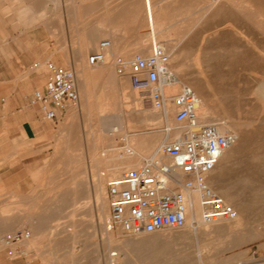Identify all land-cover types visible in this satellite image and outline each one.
I'll list each match as a JSON object with an SVG mask.
<instances>
[{
    "label": "rangeland",
    "instance_id": "374dc122",
    "mask_svg": "<svg viewBox=\"0 0 264 264\" xmlns=\"http://www.w3.org/2000/svg\"><path fill=\"white\" fill-rule=\"evenodd\" d=\"M140 1L142 0H0L2 41H18L21 47L24 45L45 51L44 57L38 58L31 69L27 67L23 70L21 79L35 70L41 81L27 85L24 83L20 90L22 99L18 102L10 99L8 86L0 83V97L7 95L5 100L0 98V117H7L9 121L4 122L5 119L0 118V131L17 132L13 140L5 134L2 135L3 138L0 136V166L11 160L16 164L12 170L4 172L3 176L0 171V235L4 239V243L0 244V264H109L107 258L110 249L113 252L119 249L120 253L126 247H149L151 251L148 253L153 259L166 253L172 254L175 246L174 250L177 252L173 253L176 256L182 253L191 255L189 264H264V108L258 99V87L261 88L264 81V58L254 49L255 46L263 49L264 40L224 7L209 20L202 22L190 38L182 43L183 52H177L181 55L175 54L174 58L171 57L173 59L170 58L169 67L172 72L182 75L187 82L185 86L197 89L200 94L204 93L206 104L214 108L218 115L240 127L239 139L227 151V160L221 163L224 165L223 171L219 178H214L218 186L229 191L231 204L241 213L242 226L237 233L221 239L209 238L206 250L203 248V237L194 229V235L186 240L190 247L184 250L185 242L182 245V241L175 242L173 237L187 229V226L158 233L127 235L118 226L108 229L107 217L104 222L101 221L97 212L94 182L105 177L102 173L108 175L114 168H122L124 164L121 162V155L127 152L120 145L125 134L109 133L102 117L108 113L117 115L121 112L126 115L128 110L134 108L153 111L148 98L140 95L142 91H137L140 102L135 106L126 94L121 98L116 90L112 106H92L84 100V103L71 105L72 114L69 115L68 111L59 122L38 121V107L32 105L30 99L36 89L45 88L49 76L48 63L54 61L66 67L71 66L68 59L71 56L75 58L80 41L91 28L97 26L100 18L107 13L118 18L120 11L124 16L125 10H129L130 6V14L136 15V5L142 6L143 1L145 2ZM26 9L33 16L45 13L49 16V21L36 22L31 26L23 25L18 12ZM137 15L139 17L122 21L120 26L111 29L114 33L119 32L116 36L122 44L115 57L131 58L135 54H152V51L145 55L131 50V46L148 29L143 7ZM141 19L145 20L142 22ZM225 20L229 22L225 23ZM140 21L142 28L139 27ZM157 37L158 41L164 39ZM107 38L108 36H102L96 44ZM123 49L125 53L120 51ZM91 52L92 50L88 51L84 56L85 71L92 67L87 62ZM48 55L53 56L45 59ZM42 59L47 62L39 70L36 67L41 66L38 63ZM108 62L106 65L115 66L112 55H109ZM182 87L172 89L174 91L171 90V95L178 93ZM102 108L106 112H99ZM175 115L176 107L167 118L168 123L163 119V128L168 124L177 128ZM28 117H34L40 123L37 124L39 131L50 132L51 139L45 144L42 137L29 141L25 138L24 121ZM154 125L152 122V126ZM173 138L175 137L172 136L170 140ZM30 159H33L32 163ZM121 168L122 174L128 170L125 166ZM107 187L104 197L107 196L108 199ZM110 213L109 204V217ZM197 216L196 213L191 220L198 221ZM18 221H22V224L11 226ZM192 225L198 227L196 224ZM3 227L7 229L4 230ZM15 231H30V239L36 241L27 244L8 243L5 238ZM165 233H172V238L165 237ZM243 235L246 237L243 238ZM157 237L160 243L166 245L161 251L151 249L154 248L152 244ZM209 255H214V259L211 260ZM176 262L173 260L172 263Z\"/></svg>",
    "mask_w": 264,
    "mask_h": 264
},
{
    "label": "built area",
    "instance_id": "2783aa9c",
    "mask_svg": "<svg viewBox=\"0 0 264 264\" xmlns=\"http://www.w3.org/2000/svg\"><path fill=\"white\" fill-rule=\"evenodd\" d=\"M111 43L103 40L92 51L88 61L93 66L107 62ZM119 75H130L134 85L148 98L151 105L164 110L168 96L165 84L174 78L169 70L170 55L160 44L152 54H136L129 61L121 56L113 58ZM46 86L36 89L32 101L47 120L59 118L69 106L78 104L80 91L75 69L54 61L48 63ZM176 121L183 133L165 142L161 152L145 164L126 170L108 183L111 209L109 227L118 226L124 234L158 233L167 229H182L194 216L196 203L205 223L222 218H236L238 211L208 182L223 153L235 143L236 136L224 135L214 124L201 121L196 91L185 86L174 95ZM167 131H172L166 127ZM192 224L198 225L194 219ZM31 236L30 231H16L5 238L8 243L20 244Z\"/></svg>",
    "mask_w": 264,
    "mask_h": 264
},
{
    "label": "bare ground",
    "instance_id": "6f19581e",
    "mask_svg": "<svg viewBox=\"0 0 264 264\" xmlns=\"http://www.w3.org/2000/svg\"><path fill=\"white\" fill-rule=\"evenodd\" d=\"M138 1L139 0H137V2ZM142 1H140V3ZM122 4H124V3H121V5ZM121 5H119V6H121ZM108 6L112 7V5H108ZM126 6H127V4H126ZM130 7H128L129 10H125V12L123 14L124 16L121 15L122 11L118 12L117 16H120L118 18L115 17L111 13H107V12H109V7H108L107 8L108 11L106 12L107 14L104 15L102 18H100V21L98 22L97 26L91 28V31L88 33V36H86V47L91 40L94 42V44L89 43L88 46H91L90 48L85 47V49L84 48L80 49V53L78 54L77 59H76L78 61L79 65L75 63L76 61H71V66H68L69 68L75 69V71L77 73L78 84H79V81L81 80V78L84 76V73H85L84 68H82L80 65V61L82 60V56L84 55V52L88 51L89 49L90 50H93V49L97 50L100 46L101 41L106 40V39L100 40L99 44H96V41L99 38H101L102 36H108L107 40L110 41L111 45L106 51L107 62L103 65L108 64L109 63L108 62L109 55L110 56L116 55V52L119 51L118 49H119L120 45H122L120 39H118L116 36L119 32L117 31L118 33L116 32L117 33L116 34V33H114V30H111V29H114V28H117L118 26H120L122 21H128V20H130V18H132V20H133L134 17H136V18L139 17V15H137V14L142 9V7H143L144 11H146L145 19L148 22L147 23L148 29L143 34H141V37L139 39H137V41L131 46V50L140 51L141 53H143L145 55H148V53H150L152 51V49L155 45L160 44L161 46H163L165 51L170 55V58L173 57L175 54H176L175 56H177V54H179V56H180L181 54L177 53V52H180V51L183 52L181 50L182 43H184V41H186L190 38L191 34L194 33L196 28L202 22L207 21L211 17H213L215 15V13L218 12L222 7H224V9H226V11H228L231 15H233L234 18H236L239 21H242L243 23L247 24V26L253 30V33H256L257 35L258 34L261 35V37L264 40V0H145V2L143 1L142 6L136 5V8H135L137 10L136 15L130 14ZM133 7H134V5H133ZM116 9H119V7ZM112 13H113V11H112ZM119 13H120V15H119ZM18 14L21 17V21H22L23 25H26V26L30 25V24L33 25V23H36V22L47 23V21H49V16L46 15L45 13H41L39 15L33 16L30 14L29 9H26L23 11L21 10L18 12ZM143 17H144V15H143ZM145 19H141V21L145 20ZM141 21L139 24L140 28H142ZM227 22H229V21H226L225 23H227ZM136 24H137V22H136ZM245 24H243V25H245ZM239 26L241 27V25H239ZM182 27H183V29H181ZM231 27L236 30V28L233 27L232 25H231ZM26 28H28V27H26ZM130 29L132 30L135 28H130ZM120 30L119 31L121 33L122 29H120ZM238 32H240V31H238ZM120 36H122V35H120ZM157 36L163 37L164 39L163 40L161 39V41L160 40L158 41ZM242 36H243V34H242ZM254 38H256V37H254ZM255 44H257V43H255ZM254 49L257 51L258 54H260L264 58V48L262 49V48L255 46ZM120 51L122 53H125L124 49L120 50ZM252 52H253V49H252ZM258 54H256V56ZM150 55L144 56V57H149ZM260 55H258V56L260 57ZM134 56H132L131 58H133ZM121 57H123V56H121ZM123 58L126 61H129L131 59V58H127V57L126 58L123 57ZM173 58H171V59H173ZM87 62L90 66H93L89 63L88 58H87ZM103 65H98V66H103ZM77 66H79V67H77ZM169 66H171V65H169ZM93 67H97V66H93ZM169 70H170V72L174 78L172 79V81L167 82L165 84V87H164V91L168 96V102L166 105V109H164V110L157 109L152 105H151V107L153 109H156L157 111L163 112V114L168 113L170 115L175 108V102H174V95L175 94L171 95V90L172 89L178 90L182 86L185 87V85H187V82L182 77L181 74L172 72L170 67H169ZM258 89H259L258 99L261 101L260 104L264 108V81L262 83V87L261 88L258 87ZM199 90H200V88H199ZM172 91H174V90H172ZM195 91H196V94L198 96L199 102L197 105V109H198L201 121L203 123L214 124L217 126L220 133H222L224 135L232 134V135L236 136V138L239 139V137H240L239 125H235L234 122L227 120L226 118L222 117L220 114H219L220 115L219 116L217 114L218 112L216 110H214V108H212L206 104L207 100L204 98L203 91L201 90L203 94H200L201 92L199 93L197 89ZM168 94L171 96H169ZM258 99H256V100H258ZM169 102H170V105H168ZM157 113L159 114L160 112H157ZM155 114H156V112H154V110H153L151 113L152 119H154ZM175 121H176V118H175ZM177 124H178V122H177ZM171 127H173V126H171ZM176 129L179 130V132H180L176 136V137H178L179 135H181L183 133V128H182V126H180L178 124ZM230 131H232V132H230ZM164 133H165V131H164ZM236 141H237V139H236ZM236 141H235V143H236ZM231 146L223 153L217 167L208 176L209 184L216 191H218L224 197V199L229 203H231L230 198H229V191L227 189H223L222 187L218 186L217 183L215 182L214 178H216V177L219 178L221 172L223 171L224 165L222 166V164L225 160H227L226 154H227V151L231 150ZM95 192L97 195L98 216L101 218V221H103L104 219L106 220V217H107L108 222H106L107 223L106 226L108 229H112L113 228L112 226L109 227V224L111 223V213H110V217H109V215H108V208H109L108 202L109 201L107 199V196L104 197V193H105L104 186H101V185L97 186L95 188ZM197 208H198L199 212L197 211ZM200 209L201 208H200L199 204L196 203L194 213L195 214L197 213V215H198L197 217H198L199 224H198V227H196L197 229L192 225V220H191L192 218L190 217L188 225H187L188 228L185 229L184 231L176 234L173 237L174 238L173 241H175V242L176 241H179V242L182 241V245L184 244V242L186 244V240H189L190 237L192 235H194V231L196 230V232L203 237V240L205 241L203 243V248L207 250L208 249L207 243H209V238L214 237L213 239H219V238L221 239V237L229 236L231 234L233 235V233H237L239 231V228L242 226V218H241L240 212H238V216L236 218H233V219L222 218V219H220L216 222H213V223H205V222H203V220L201 218ZM21 224H22V221H18V225H21ZM34 226L35 225H33V227ZM5 229H7V228H5ZM2 231L3 230H1V232ZM12 233H14V232H12ZM165 234H163V235H165V237L172 238V236H173L172 233H169V234L165 233ZM31 236H32V233H31ZM31 236L26 238L22 242H20V244H23V243L27 244V243H31V242L34 243L36 241V239H30ZM245 237L246 236H244L243 238H245ZM226 238H228V237H226ZM237 238H241V237L238 236ZM237 238H235V239L237 240ZM243 238H241V239L243 240ZM224 240H226V239H224ZM218 241H221V240H218ZM137 242H139V241H137ZM213 242H215V241H213ZM1 243H4V239L0 235V244ZM148 243L150 244V242H148ZM187 243H188V241H187ZM174 245H176V244H174ZM186 245H185V247L182 246V248L184 247V250L186 247L189 246V245H187V246ZM149 246H151V245H149ZM152 246H154V248L152 247L151 249L154 250L156 248V249H159L160 251L166 247L165 244L160 243V239L158 237L155 238ZM174 248L176 249V246ZM174 248H173V251L177 252V250H174ZM187 249H186V251H188L190 248L188 250ZM117 250L118 251H114V252L110 251V254L107 258L109 260V264H173L172 263L173 260L177 261L174 264H177V263L178 264H189V262L191 261L190 259H192L191 255H188L185 252H184L185 254H183V253L177 254L176 253L177 254V256H176L175 253H173L172 248H171L172 254L169 255L168 253H166L164 256L159 255L158 257L153 258V259L150 258L151 255L148 253L151 251L149 247L148 248L126 247V248H123L120 253H119V249H117ZM156 253H159V252L156 251ZM188 253L190 254L191 252H188ZM189 256L191 257L190 259H189ZM208 257L211 260L214 259V255H209ZM138 259H140V262H138ZM150 260H153V261H150Z\"/></svg>",
    "mask_w": 264,
    "mask_h": 264
},
{
    "label": "crops",
    "instance_id": "0c3cea01",
    "mask_svg": "<svg viewBox=\"0 0 264 264\" xmlns=\"http://www.w3.org/2000/svg\"><path fill=\"white\" fill-rule=\"evenodd\" d=\"M90 31L91 29L86 33L84 39L80 41V44L76 49L75 58L71 56V58L68 59L70 65H71V61H76L75 63L79 64L76 59L78 54L80 53V49L81 48L85 49L86 36H88V33ZM0 38H1L0 83L8 86L10 99H14L16 102H18L20 99H22L20 90L23 89L22 87L24 86V83L27 85L30 83L31 84L38 83L41 81L38 78L37 72L35 70H31L30 71L31 73H29L25 79H21L22 78L21 74L23 70L25 68L27 69V67L31 69L32 64L38 58L44 57L45 51L43 50L40 51L39 49L36 48L33 49L30 48L29 46H24V45H22L21 47L19 46L18 41L6 42V41H2L3 36H1ZM89 43L94 44L92 40ZM88 45L86 48L91 47ZM88 51L91 50L89 49ZM88 51L84 52V55L82 56V60L80 61V65L82 68H84V56ZM52 56L53 55H48L45 59H50L52 58ZM112 58H115V55L112 56ZM45 59H42L38 63V65L41 66L36 68L38 69L44 68L47 62L45 61ZM114 68L115 66L113 67L111 65H103L97 67L92 66L90 70L85 71L84 76L79 81V91H81L80 103L81 102L84 103L85 100L86 102H90L92 106L93 105L98 107L112 106L113 101L115 99L116 90H118V93L121 98L123 97L124 94H126V96L130 98V102L132 103V105L135 106V104L140 102V99L137 95V91H141V90L134 85L132 77L130 75H119L117 71H115L116 68L115 69ZM140 95H144V93L140 92ZM6 97L7 95H1L0 98L5 100ZM32 99H33V94L30 100L32 105L38 107V111H39L38 121L40 120V123L46 122L47 119L44 118L42 112L40 111L39 104L34 103ZM70 107L71 106H69L66 110L61 112L59 114L58 119L50 120V121L59 122L62 116H64L68 111H70L69 115L72 114L73 109H70ZM153 110L154 112H156L154 119H152V115H151L152 111L151 112L146 111V109H141V108H134L128 110L126 115L120 112L117 115H113V114L111 115L108 113L102 117V121L105 122V125L107 126L106 130L109 133L111 132L112 134H115L117 132L118 133L121 132L125 134V136L120 141L121 148H126L127 150V152H124L121 155V162L122 164H124L125 167H127L125 169L139 167L145 164L146 161L149 160L153 155L161 152V149L165 142L170 141V138H172V136L176 137L179 134V131L172 128L169 124L167 125V127L170 126L169 128L172 131H167L166 128H163V123L165 122L163 119H166V122L168 123L167 118H169L171 114L170 115L168 113L163 114V112L161 111H157L156 109ZM104 111L106 112V110L103 108L99 110V112H104ZM157 112L160 113L158 114ZM0 118L2 120L5 119L3 120L4 122H9L7 120V117H0ZM150 120H154V121H150ZM24 122L25 125H24L23 133L27 141L42 137L45 144L46 141H49L51 139L50 132L46 130H42V131L38 130L37 124L40 125V123H38L37 120L34 119V117H28ZM152 122H154L155 124L154 126H152ZM148 124H151V126H149ZM15 133L17 132H14L13 130H7L5 132L1 130L0 136L1 138H3L2 135L5 134L8 135V138L13 140V138H15ZM102 155L106 156V154H102ZM31 161L33 162V159L32 160L30 159V162ZM15 165L16 164L13 162V160L1 164L0 166L1 175L3 176L4 172H8L9 170H12L15 167ZM124 166H122V168ZM120 168L119 167L114 169L110 168L113 170L108 172V175L102 173V175H104L105 177H100L96 182H94V186L97 187L101 185L104 186L106 190L108 182L111 179H117L123 175ZM15 225H18V222H13V224H11V226L13 227ZM4 228L5 227H3L2 229Z\"/></svg>",
    "mask_w": 264,
    "mask_h": 264
}]
</instances>
